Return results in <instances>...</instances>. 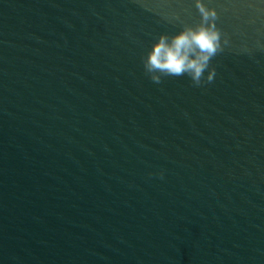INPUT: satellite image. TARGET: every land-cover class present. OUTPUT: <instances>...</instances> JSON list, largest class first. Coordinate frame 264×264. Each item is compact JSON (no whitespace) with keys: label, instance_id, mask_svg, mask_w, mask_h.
<instances>
[{"label":"water","instance_id":"1","mask_svg":"<svg viewBox=\"0 0 264 264\" xmlns=\"http://www.w3.org/2000/svg\"><path fill=\"white\" fill-rule=\"evenodd\" d=\"M201 2L195 86L196 0H0V264H264V0Z\"/></svg>","mask_w":264,"mask_h":264},{"label":"clouds","instance_id":"2","mask_svg":"<svg viewBox=\"0 0 264 264\" xmlns=\"http://www.w3.org/2000/svg\"><path fill=\"white\" fill-rule=\"evenodd\" d=\"M196 8L201 16L200 25L181 31L172 37L171 43L167 42V37L161 36L143 60L146 73L160 72L174 77L186 74L195 86L213 81L215 69L209 71L206 81L203 76L211 59L223 51L221 33L215 23L218 17L216 11L207 8L201 0H196ZM150 78L154 83L161 82L160 76L151 75Z\"/></svg>","mask_w":264,"mask_h":264}]
</instances>
